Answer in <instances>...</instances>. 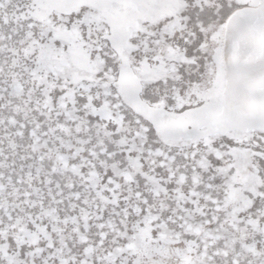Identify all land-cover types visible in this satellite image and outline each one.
I'll return each instance as SVG.
<instances>
[{"label": "snow or ice", "instance_id": "1", "mask_svg": "<svg viewBox=\"0 0 264 264\" xmlns=\"http://www.w3.org/2000/svg\"><path fill=\"white\" fill-rule=\"evenodd\" d=\"M0 264H264V0H0Z\"/></svg>", "mask_w": 264, "mask_h": 264}]
</instances>
